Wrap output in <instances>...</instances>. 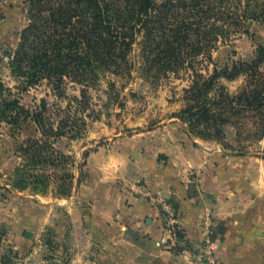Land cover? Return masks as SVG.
<instances>
[{"label": "rangeland", "instance_id": "rangeland-1", "mask_svg": "<svg viewBox=\"0 0 264 264\" xmlns=\"http://www.w3.org/2000/svg\"><path fill=\"white\" fill-rule=\"evenodd\" d=\"M27 7V0H0V79L26 108L33 109L42 100L50 111L70 106L68 110L75 122L68 132L53 140V146L70 156L68 168L74 178L61 195L62 190L55 183L45 193H35L30 187H13L14 169L23 163L20 148L28 140L40 137V133L30 119L17 125L0 123V219L7 225L0 230V246L11 245L13 235L27 243L23 248H7L0 264H21L26 258L29 263L33 255L42 256L44 264H68L69 251L54 249L59 243L54 238L56 227L68 225L74 198L90 177L91 155L103 149H203L205 156L230 151L237 163L238 181L247 182L241 181L235 203H221V211L235 209L236 221L240 222L249 220L241 217L248 210L264 209V107L232 116L220 127L218 135L183 112L189 108L196 111L200 102L191 94L194 81L206 80L214 70L230 69L234 63L251 62L260 56L259 48L264 49V22L248 20L246 33L237 32L216 43L209 58L201 54L177 71L158 75L142 68L140 47L134 43L128 71L106 72L88 86L67 80L60 95L46 81L20 91L10 75L5 53L16 47L20 32L28 23ZM262 57L264 61V50ZM251 75L243 73L232 80L220 75L213 81L207 100H213L220 90L236 95L252 88L257 78ZM82 90L86 95L84 105L77 104ZM198 132L209 135L202 137ZM227 171L225 167L221 173ZM188 173L198 179L203 170ZM132 184L135 186L130 189L135 196H146L141 179ZM227 195L222 192L221 198ZM170 225L179 235L176 223ZM216 231L222 234L223 226L217 225Z\"/></svg>", "mask_w": 264, "mask_h": 264}, {"label": "trees", "instance_id": "trees-1", "mask_svg": "<svg viewBox=\"0 0 264 264\" xmlns=\"http://www.w3.org/2000/svg\"><path fill=\"white\" fill-rule=\"evenodd\" d=\"M28 23L7 66L18 90L46 81L63 94L67 80L93 85L101 75L123 74L131 67L129 55L138 43L142 68L154 75L177 71L199 55L210 57L216 43L247 32L248 20L264 22V2L252 0H27ZM140 40L138 41V38ZM251 62L234 63L230 69L214 70L206 80L194 81L191 94L200 100L185 109L218 135L220 127L248 110L264 107L263 47ZM249 73L257 78L253 87L233 95L220 90L213 100L207 94L222 75L232 80ZM77 104H86L85 91ZM69 107L50 111L45 100L26 108L0 79V123L17 125L25 119L35 124L40 137L21 149L23 163L14 169L13 187H30L45 193L55 183L66 192L74 178L69 155L58 151L53 140L68 132L74 119ZM56 117V118H55ZM200 136L209 133L198 132ZM53 169V170H52Z\"/></svg>", "mask_w": 264, "mask_h": 264}, {"label": "crops", "instance_id": "crops-1", "mask_svg": "<svg viewBox=\"0 0 264 264\" xmlns=\"http://www.w3.org/2000/svg\"><path fill=\"white\" fill-rule=\"evenodd\" d=\"M225 151L206 156L203 149L92 153L93 175L79 188L68 225L56 227L54 249L69 251L68 264H264V209L248 210L241 217L249 220L240 222L235 209L221 211V203L236 202L243 181L237 179L232 153ZM225 167L228 171L221 173ZM190 170L203 173L192 179ZM137 179L146 196L131 192ZM222 192L228 195L221 198ZM173 222L179 235L170 231ZM219 224L222 234L216 231ZM5 227L0 219V230ZM13 238L11 245L0 246V258L7 248L27 244ZM198 251L208 252V258H196ZM44 262L33 255L28 264Z\"/></svg>", "mask_w": 264, "mask_h": 264}, {"label": "built area", "instance_id": "built-area-1", "mask_svg": "<svg viewBox=\"0 0 264 264\" xmlns=\"http://www.w3.org/2000/svg\"><path fill=\"white\" fill-rule=\"evenodd\" d=\"M171 224H172V223H171ZM170 231H171V233H172L173 235H176L175 230H174V227L171 226V225H170ZM208 255H209L208 252H204V251H198L197 253H195V257H196V258H199V259L208 258V257H207ZM27 259H28V258L24 259V260L22 261L21 264H28V263H27ZM19 264H20V263H19Z\"/></svg>", "mask_w": 264, "mask_h": 264}, {"label": "water", "instance_id": "water-1", "mask_svg": "<svg viewBox=\"0 0 264 264\" xmlns=\"http://www.w3.org/2000/svg\"><path fill=\"white\" fill-rule=\"evenodd\" d=\"M225 152H229V153H232V152H230V151H225ZM30 233L27 231L26 232V235H29Z\"/></svg>", "mask_w": 264, "mask_h": 264}]
</instances>
